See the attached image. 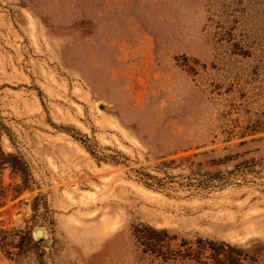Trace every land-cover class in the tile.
I'll list each match as a JSON object with an SVG mask.
<instances>
[{"label":"rangeland","instance_id":"obj_1","mask_svg":"<svg viewBox=\"0 0 264 264\" xmlns=\"http://www.w3.org/2000/svg\"><path fill=\"white\" fill-rule=\"evenodd\" d=\"M0 151V264H264V0H0Z\"/></svg>","mask_w":264,"mask_h":264},{"label":"trees","instance_id":"obj_2","mask_svg":"<svg viewBox=\"0 0 264 264\" xmlns=\"http://www.w3.org/2000/svg\"><path fill=\"white\" fill-rule=\"evenodd\" d=\"M3 153L0 151V175L5 166L14 169L13 165L7 164L6 160H2ZM11 155H6L10 158ZM1 183V181H0ZM7 189L0 185V207L5 203ZM154 236L141 235L136 237L139 246L144 254L152 257V261L158 260L159 264H243L238 260L228 256H220L210 246L211 241L196 239L193 241L182 240L175 243V248H171V242L174 238L164 239L161 234L163 230H151Z\"/></svg>","mask_w":264,"mask_h":264},{"label":"water","instance_id":"obj_3","mask_svg":"<svg viewBox=\"0 0 264 264\" xmlns=\"http://www.w3.org/2000/svg\"><path fill=\"white\" fill-rule=\"evenodd\" d=\"M34 235H35L36 237H41V236H42V230H41V229H36V230L34 231Z\"/></svg>","mask_w":264,"mask_h":264}]
</instances>
